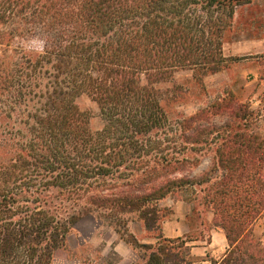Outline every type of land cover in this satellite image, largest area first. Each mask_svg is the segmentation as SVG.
<instances>
[{
  "label": "trees",
  "instance_id": "obj_1",
  "mask_svg": "<svg viewBox=\"0 0 264 264\" xmlns=\"http://www.w3.org/2000/svg\"><path fill=\"white\" fill-rule=\"evenodd\" d=\"M259 1L0 0V264H53L89 216L136 264H264L261 116L227 94L173 117L177 90L161 87L181 72L203 87L224 70L236 16ZM174 196L214 215L225 255L198 259L196 239L163 235ZM133 221L156 242L127 238Z\"/></svg>",
  "mask_w": 264,
  "mask_h": 264
},
{
  "label": "rangeland",
  "instance_id": "obj_2",
  "mask_svg": "<svg viewBox=\"0 0 264 264\" xmlns=\"http://www.w3.org/2000/svg\"><path fill=\"white\" fill-rule=\"evenodd\" d=\"M224 55L232 58L221 72L203 79V87L193 80L191 72H181L170 82L162 84V89H176L166 97L168 111L174 116H189L197 109L210 105L220 97L233 94L244 103L251 104L260 119L255 128L264 135V1L243 9L237 16L234 29L224 43ZM188 90V95L183 92ZM169 95V94H168ZM82 109L93 115L92 127L103 126L99 109L88 97L80 100ZM213 153L203 159L193 174H199L210 167ZM186 196L169 197L162 205L171 209L162 222V232L168 236H183L196 239L195 253L202 254L203 247L212 240L214 215L205 212L198 205L189 202ZM256 236L264 241V216L255 227ZM127 238L133 235L141 243H155L153 234L148 233L142 223L133 221L127 231ZM139 255L134 248L120 238L115 229L96 218H84L69 237L53 264H136Z\"/></svg>",
  "mask_w": 264,
  "mask_h": 264
},
{
  "label": "crops",
  "instance_id": "obj_3",
  "mask_svg": "<svg viewBox=\"0 0 264 264\" xmlns=\"http://www.w3.org/2000/svg\"><path fill=\"white\" fill-rule=\"evenodd\" d=\"M178 237L184 238L182 235L181 236H168L167 238H178ZM193 242L191 243L192 246H193ZM227 248H228V241L225 235V231L222 228L215 226V229L213 230L212 240L210 241V243H208L207 246L203 247L202 254L195 253L196 249H200V248H197V246H193L192 253L198 259H205L208 254L213 258L219 259L223 255H225Z\"/></svg>",
  "mask_w": 264,
  "mask_h": 264
}]
</instances>
